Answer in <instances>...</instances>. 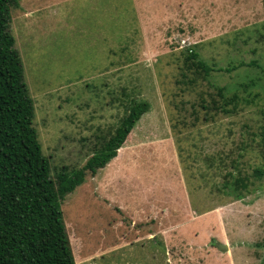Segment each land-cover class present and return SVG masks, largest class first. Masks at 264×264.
Instances as JSON below:
<instances>
[{
	"label": "rangeland",
	"instance_id": "374dc122",
	"mask_svg": "<svg viewBox=\"0 0 264 264\" xmlns=\"http://www.w3.org/2000/svg\"><path fill=\"white\" fill-rule=\"evenodd\" d=\"M11 12L53 167L83 166L122 103L150 102L117 156L63 200L76 264H264V177L240 199L216 189L232 158L248 172L264 163V0H20ZM189 47L223 68L183 91ZM220 86L253 101L208 121L196 105L195 122V92ZM217 152L228 168L206 165Z\"/></svg>",
	"mask_w": 264,
	"mask_h": 264
},
{
	"label": "trees",
	"instance_id": "16d2710c",
	"mask_svg": "<svg viewBox=\"0 0 264 264\" xmlns=\"http://www.w3.org/2000/svg\"><path fill=\"white\" fill-rule=\"evenodd\" d=\"M19 6L20 0H0V264H76L63 200L88 173L96 174L117 156L128 135L150 110V102L132 98L122 103V116L93 147L83 166L53 167L39 140L35 101L25 82L22 57L11 31V7ZM222 68L209 64L194 47L187 48L179 80L185 87L181 89H194ZM243 85L248 87L249 83ZM195 93L199 100L191 104L190 112L195 122L208 121L214 115L237 114L245 103L253 101L238 90L228 93L226 86L217 87L215 92L200 89ZM196 105L203 109L202 119ZM257 136L256 144L264 158V123ZM203 158L208 167L228 168L220 152ZM231 165L221 173L224 181L216 189L240 199L251 191L255 180L264 177V163L254 166L251 172L239 165L237 158L231 159Z\"/></svg>",
	"mask_w": 264,
	"mask_h": 264
},
{
	"label": "water",
	"instance_id": "95a60500",
	"mask_svg": "<svg viewBox=\"0 0 264 264\" xmlns=\"http://www.w3.org/2000/svg\"><path fill=\"white\" fill-rule=\"evenodd\" d=\"M217 246H218V248H219L220 250H222V251H225V250H227V248H228V245H227L226 243H221V242H219V243L217 244Z\"/></svg>",
	"mask_w": 264,
	"mask_h": 264
}]
</instances>
